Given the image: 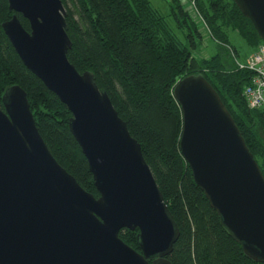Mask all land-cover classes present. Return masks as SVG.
Here are the masks:
<instances>
[{"label":"water","instance_id":"1","mask_svg":"<svg viewBox=\"0 0 264 264\" xmlns=\"http://www.w3.org/2000/svg\"><path fill=\"white\" fill-rule=\"evenodd\" d=\"M2 26L23 63L72 113L96 197L50 151L20 85L0 106V264H172L180 235L169 205L109 94L70 61L62 0H8ZM264 42V0H234ZM17 13L30 23L22 24ZM182 154L223 225L264 262V174L217 90L203 75L174 88ZM139 229L141 250L120 236Z\"/></svg>","mask_w":264,"mask_h":264},{"label":"trees","instance_id":"2","mask_svg":"<svg viewBox=\"0 0 264 264\" xmlns=\"http://www.w3.org/2000/svg\"><path fill=\"white\" fill-rule=\"evenodd\" d=\"M62 1L72 40L70 61L81 73H92L99 88L109 94L132 136L141 144L179 227V238L168 259L172 264H264L245 253L196 183L180 147L183 115L174 95L181 79L203 75L229 109L264 174V112L249 108L244 95L253 72L239 68L234 59L233 63L223 61L221 53L198 59L193 42L192 47L184 45L149 0ZM187 1L230 55L238 54L230 44L231 30L252 51L263 43L253 22L234 0ZM172 2L185 22L189 25L190 20L199 33L183 0ZM15 13L9 9L8 0H0V106L4 108L2 98L7 89L13 85L23 87L52 154L85 190L98 197L88 160L70 130L71 111L25 66L3 29L2 24ZM17 15L30 30L28 19ZM138 234V228L120 231L125 242L141 250Z\"/></svg>","mask_w":264,"mask_h":264},{"label":"rangeland","instance_id":"3","mask_svg":"<svg viewBox=\"0 0 264 264\" xmlns=\"http://www.w3.org/2000/svg\"><path fill=\"white\" fill-rule=\"evenodd\" d=\"M149 1L165 17L174 34L184 45L192 47L193 42V52L198 59L210 58L212 56L218 55L219 53L222 54L223 61L226 60L229 62L230 57L234 58V56H232L233 54L230 56L226 49L221 48L218 40L211 35L209 29L204 25L200 16L192 8L190 2L183 0V5L184 8L189 12L191 19L197 23L199 30L198 33L188 19L189 25L192 28V37L190 36V26L185 22L184 17L179 14L178 8L175 7V3L172 2V0ZM229 36L230 44L238 49V54H235L236 59L244 61L250 55L252 49L236 31L231 30L229 32Z\"/></svg>","mask_w":264,"mask_h":264},{"label":"built area","instance_id":"4","mask_svg":"<svg viewBox=\"0 0 264 264\" xmlns=\"http://www.w3.org/2000/svg\"><path fill=\"white\" fill-rule=\"evenodd\" d=\"M193 4L195 5L194 1ZM196 13L198 14L197 11ZM200 18L208 28L203 18L201 16ZM232 54L239 68L253 72L251 82L244 89L249 108L261 109L264 112V42L254 49L244 61L237 60L235 54Z\"/></svg>","mask_w":264,"mask_h":264},{"label":"crops","instance_id":"5","mask_svg":"<svg viewBox=\"0 0 264 264\" xmlns=\"http://www.w3.org/2000/svg\"><path fill=\"white\" fill-rule=\"evenodd\" d=\"M231 56V55H230ZM234 58L233 57H230V62L231 63H233L234 62V60H233ZM239 61H242V60H239Z\"/></svg>","mask_w":264,"mask_h":264},{"label":"bare ground","instance_id":"6","mask_svg":"<svg viewBox=\"0 0 264 264\" xmlns=\"http://www.w3.org/2000/svg\"><path fill=\"white\" fill-rule=\"evenodd\" d=\"M248 103V102H247ZM249 106V105H248Z\"/></svg>","mask_w":264,"mask_h":264}]
</instances>
